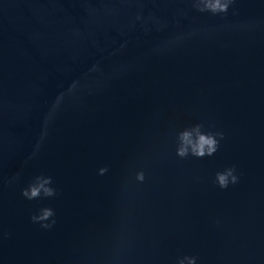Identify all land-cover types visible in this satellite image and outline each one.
<instances>
[{"label": "water", "instance_id": "water-1", "mask_svg": "<svg viewBox=\"0 0 264 264\" xmlns=\"http://www.w3.org/2000/svg\"><path fill=\"white\" fill-rule=\"evenodd\" d=\"M141 7L167 26L145 31ZM233 7L0 0V264H264V0ZM96 63L93 88L45 124ZM195 123L225 139L180 160L175 132ZM233 164L240 182L220 190L214 175ZM38 175L57 194L28 201ZM41 208L55 212L50 230L30 222Z\"/></svg>", "mask_w": 264, "mask_h": 264}, {"label": "clouds", "instance_id": "clouds-1", "mask_svg": "<svg viewBox=\"0 0 264 264\" xmlns=\"http://www.w3.org/2000/svg\"><path fill=\"white\" fill-rule=\"evenodd\" d=\"M192 9L197 13H208L213 16H226L230 9L231 14L236 15L237 11L233 7L236 0H190ZM183 15V13H180ZM135 19L142 22L141 26L145 31H150L148 27L151 24L157 31L162 30L167 26V21L156 16L154 13L149 12L148 15H144L143 8L137 12ZM200 34L198 30L188 31L184 36L175 37L176 46L182 45L186 39H193ZM123 47V46H122ZM171 50V49H167ZM102 71L99 63L93 64L88 71L80 79L74 80L67 87L65 91L58 94L55 99L52 108L48 115L45 117V124H47L54 112H56L65 100H71L77 96L81 91L90 90L93 88L89 83V77L93 73H99ZM83 81V82H82ZM212 126H209L211 128ZM176 147L174 149V155L180 160H184L188 157L196 159H203L205 157H212L218 151L221 141L225 139V134L222 131L206 130L203 123H195L189 127H185L180 131L175 132ZM106 167L98 170V175H104L107 173ZM240 174L237 171L236 165L225 167L222 171H217L214 175L213 183L220 190H226L230 187L236 186L240 182ZM197 177V181H198ZM135 181L138 184H143L146 181V174L144 170H139L135 173ZM52 184V178L50 176L38 175L28 184L26 188L21 190V196L28 200H37L40 198H52L56 196V190L50 185ZM55 212L51 208H41L38 214L30 216V222L33 224H39L41 229L50 230L56 223ZM196 256H181L175 260V264H197Z\"/></svg>", "mask_w": 264, "mask_h": 264}]
</instances>
